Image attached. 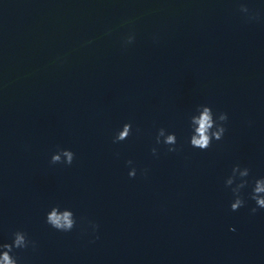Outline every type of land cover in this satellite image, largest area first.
<instances>
[{
  "label": "water",
  "instance_id": "obj_1",
  "mask_svg": "<svg viewBox=\"0 0 264 264\" xmlns=\"http://www.w3.org/2000/svg\"><path fill=\"white\" fill-rule=\"evenodd\" d=\"M199 105L228 115L205 151L189 143ZM60 149L70 166L51 163ZM236 164L250 183L232 211ZM260 177L264 0H0V244L35 241L18 264H264ZM54 205L72 231L45 222Z\"/></svg>",
  "mask_w": 264,
  "mask_h": 264
},
{
  "label": "clouds",
  "instance_id": "obj_2",
  "mask_svg": "<svg viewBox=\"0 0 264 264\" xmlns=\"http://www.w3.org/2000/svg\"><path fill=\"white\" fill-rule=\"evenodd\" d=\"M240 11L243 13H249V9L246 5H241ZM250 19H256V16H250ZM133 21H125V24H130ZM134 35H129L125 41L126 44L134 42ZM228 121L227 113L220 112L216 114L213 112L211 106L199 105L196 108V114L190 116V128L191 135L189 137L190 146L201 151H205L212 146L213 140L221 141L227 131L225 124ZM132 134L131 123H125L122 129L118 131L114 137L113 143H118L126 140ZM156 143L168 146V152H175L177 148V136L173 133H167L166 129L161 127L158 129L156 135ZM153 155L157 154V149H152ZM75 158L74 152L70 149H60L54 153L51 157V163H63L65 165H71ZM129 165L132 161H127ZM250 175V169L243 167L239 164L233 166L231 175L225 180V186L231 187V191L234 197L230 207L232 211H237L241 207H244L246 200L241 194L242 189L249 186V180L247 177ZM136 176V169L132 168L129 171V177L134 178ZM234 185V187H233ZM249 198L255 202L256 207L251 209L253 214L257 209H264V177H260L252 182V190L249 194ZM49 226L60 232H70L76 225L77 221L72 210L68 208L61 209L59 205H54L46 214V221ZM93 229L98 228V225L93 224ZM35 248V241L28 239L25 232L17 230L12 233L11 243L0 244V264H18V258L12 255L15 249H26L29 246Z\"/></svg>",
  "mask_w": 264,
  "mask_h": 264
}]
</instances>
